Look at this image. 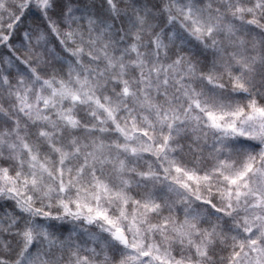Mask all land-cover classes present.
Instances as JSON below:
<instances>
[{
  "label": "snow or ice",
  "instance_id": "snow-or-ice-1",
  "mask_svg": "<svg viewBox=\"0 0 264 264\" xmlns=\"http://www.w3.org/2000/svg\"><path fill=\"white\" fill-rule=\"evenodd\" d=\"M0 264H264V0H0Z\"/></svg>",
  "mask_w": 264,
  "mask_h": 264
}]
</instances>
